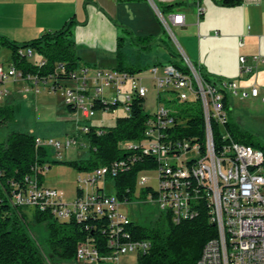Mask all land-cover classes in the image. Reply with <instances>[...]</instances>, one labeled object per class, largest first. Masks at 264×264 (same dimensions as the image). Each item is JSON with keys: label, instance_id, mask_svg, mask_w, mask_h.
Here are the masks:
<instances>
[{"label": "built area", "instance_id": "built-area-1", "mask_svg": "<svg viewBox=\"0 0 264 264\" xmlns=\"http://www.w3.org/2000/svg\"><path fill=\"white\" fill-rule=\"evenodd\" d=\"M147 1L167 30L170 31L171 24L183 23V14L174 13L166 17L160 13L154 0ZM193 2L199 17L203 11L200 0ZM18 53L29 60L34 51L19 48ZM182 58L188 72L165 64L159 74V66H153V83L158 90L157 99L161 93H172L174 99L183 105L199 103L203 121L201 137L196 132L189 135L174 132L187 126L188 115L180 107L167 108L158 104L145 120L143 139L122 143L127 151L135 152L126 159L83 171L77 177L72 199L65 200L61 190L38 183L36 176L43 175L47 168L45 165L34 167L33 175L24 177L25 188L13 193V204L49 211L58 221L73 219L82 223L85 229L91 226L88 221L97 218L106 221V226L99 229L107 233V252L99 251L95 246L97 239L87 236L76 246V261L89 264L119 261L121 255L144 253L150 248L148 240L131 237L126 226L132 220L121 211L126 202L118 199L109 184L111 182L113 187L112 178L129 169L137 158L150 155L156 161L157 188H151L155 194L148 192L143 201L155 203L173 223L193 218L200 208L205 207L210 222L216 225V235L203 245L195 264H264V152L233 140L225 128L227 113L223 98L226 93L236 95V85L226 78L218 84L207 82L184 53ZM244 60L243 56L239 57L240 62ZM32 63L41 65L44 59L39 56L38 61ZM55 71L56 75L41 78L31 73L23 75L11 62L5 71L0 63V84L11 78L23 79L36 92L40 83L49 91L61 89L63 103L73 107L74 112L79 111L80 117H75L73 132L61 138H35L38 146L53 148L56 159H62L63 152L72 147L87 144L83 137L90 131L91 124L87 121L94 115V102H105L102 95L106 88H112V104L115 105L121 104L118 96L125 93L123 109L127 112L128 102L135 96L145 98L147 92L145 86L138 84L140 72L130 74L114 68L85 65L70 73L69 78L57 77V72L64 73L62 64ZM8 94V90L0 86V104ZM239 94L241 97H259L264 102V95L259 94L256 85ZM162 98L174 100L172 96ZM211 123L219 128L216 145ZM100 131L96 129L97 133ZM144 170L147 169L136 175L135 196L148 186L147 176L140 174Z\"/></svg>", "mask_w": 264, "mask_h": 264}, {"label": "trees", "instance_id": "trees-1", "mask_svg": "<svg viewBox=\"0 0 264 264\" xmlns=\"http://www.w3.org/2000/svg\"><path fill=\"white\" fill-rule=\"evenodd\" d=\"M214 1L222 6H234L241 2V0ZM155 4L164 16L173 13L177 5H180L179 2L162 1H155ZM74 24L75 20L70 18L59 29L44 32L40 36L24 42H16L0 35V48L4 47L10 50L9 62L14 64L23 75L31 73L41 78H47L49 75H56L55 69L62 64L64 73L57 72V77L69 78L70 73L81 66L96 67L95 64L82 61L76 54L72 39ZM120 31L124 35L117 37L115 65L111 68L130 74L139 73L145 69V67L124 63L123 48L127 42H131L142 44L141 48L146 50L153 45H160L167 51V59L162 62H154L152 67L171 64L181 71L188 72L182 55L172 48L162 25L157 36L134 35L126 27H120ZM19 48H33L44 59V63L36 65L30 62L26 56L18 53ZM192 63L203 80L218 84L223 79L209 73L198 63ZM160 97L158 96V100ZM143 103L144 98L135 96L128 102L127 114L116 117L112 126L90 125V131L83 135L88 144V155L84 159L49 158L46 147L38 146L35 143L36 136L26 132L11 131L3 141H0V264H47V255L52 260L55 259L56 264H66L70 260L78 263L79 261H76L75 258L76 246L87 236L95 237L98 241L95 246L99 251L107 252L108 247L105 245L107 233H102L99 229L106 226L104 219L97 218L88 221L87 224L92 227L85 229L82 223L73 219L58 221L49 211L33 209L31 222L35 225H43L46 230V253H44L28 231L29 222L24 212V209L28 207L13 204L11 198L15 191L25 188L24 177L33 175V168L36 166L41 167L51 162H59L78 171H90L98 166L126 159L135 150L127 151L122 143L140 142L143 139L144 123L150 115L144 111ZM65 106L68 111H75L70 105ZM116 106L101 100H96L93 104L94 109L110 108L114 110ZM223 106L227 113L225 128L232 139L264 152V143L255 140L251 133L241 129L238 123L233 120L230 98L227 93L223 98ZM180 108L185 112V115H188L187 126L175 129L174 132H177L178 135H189L196 132L201 137L203 121L199 103L182 105ZM12 117V106L0 104V125ZM96 129L101 131L97 133ZM211 129L213 142L216 145L219 139V128L216 124L211 123ZM155 166L156 161L153 157L144 155L137 158L129 169L117 173L112 178V182L118 199L121 202L139 201L144 203L143 200L148 192L155 194L148 186L141 189L138 196L134 194L137 173ZM42 176L41 174L36 176L39 184L42 183ZM126 229L132 238L150 242V248L146 252L137 254L136 264H195L203 245L214 237L217 231L216 225L210 222L205 207L200 208L195 217L181 220L178 223H173L169 215L161 211L157 221L149 225L131 221Z\"/></svg>", "mask_w": 264, "mask_h": 264}, {"label": "crops", "instance_id": "crops-1", "mask_svg": "<svg viewBox=\"0 0 264 264\" xmlns=\"http://www.w3.org/2000/svg\"><path fill=\"white\" fill-rule=\"evenodd\" d=\"M162 2L180 3L167 16L183 14V23L171 26L179 29L180 45L188 58L209 73L231 80L236 95L251 85L264 95V0H241L234 6L200 0L199 17L191 6L183 8L186 0ZM190 3L196 7L193 0ZM70 18L75 20L76 54L97 67L115 62L120 27L138 36H157L161 31L156 11L147 0H0V35L16 42L57 30ZM245 97L262 102L259 97Z\"/></svg>", "mask_w": 264, "mask_h": 264}, {"label": "rangeland", "instance_id": "rangeland-1", "mask_svg": "<svg viewBox=\"0 0 264 264\" xmlns=\"http://www.w3.org/2000/svg\"><path fill=\"white\" fill-rule=\"evenodd\" d=\"M156 1V0H154ZM184 5V4H183ZM191 6L195 11L193 3L190 0H186L183 8ZM167 17V15H166ZM161 25L165 28L168 40L172 48L179 52L182 56L184 49L180 45V33L179 29L170 25V31L166 29L163 23ZM120 35H124L120 31ZM142 44H134L127 42L123 48L124 51V63L126 65H136L142 69L139 76L138 84L145 86L147 92L144 98L143 108L146 113H152L158 104H164L167 108L181 107L183 104L174 99L172 93H161L160 101L157 99V88L153 83V73L151 71L152 64L156 61H164L167 59V51L160 45H153L150 49L146 50L141 48ZM139 51H138V50ZM34 51L33 56L29 57L30 62L38 61L39 56ZM10 50L7 48H0V63L3 65V69L6 71L9 65ZM190 62L192 59L188 58ZM115 65L104 64V67L111 68ZM159 66V74L162 71V65ZM2 88L8 90V96L1 102V104L11 105L13 108V117L0 125V141H3L5 137L11 131H21L30 133L40 139L49 138H61L68 133L74 131L75 117H80L79 111L70 112L63 103L62 90L49 91L43 84L38 85V91L36 92L30 85L23 79L13 80L8 79L3 84H0ZM126 86V84H125ZM127 88V87H125ZM124 94L121 93L118 96L119 103L114 110L110 108L94 109V115L87 121L92 126H112L116 117L125 116L127 110L124 108ZM113 91L112 88H106L103 92V100L105 102L112 103ZM163 96H172L173 101H168L167 98L163 99ZM231 103V116L234 121L238 123L241 129L251 133L255 140L264 143V102L253 101L250 97H241L239 95H229ZM49 158L55 157L53 148L46 146ZM88 155V144L72 147L63 152V160L84 159ZM45 166H49L45 169L42 176V185L46 187H54L63 192V198L70 200L74 197L77 177L82 174L83 171H78L75 168L59 162H51ZM141 175H146L148 178L147 185L151 188H157L156 171L154 168H150L140 172ZM110 189L115 193L114 187ZM121 211L129 216V218L137 223L149 225L159 218L161 210L155 203L139 201L126 202L121 206ZM24 212L29 222L28 231L39 245V247L46 253L45 240L47 237L46 230L43 225H35L31 222L33 209L28 207L24 209ZM45 256V254H44ZM49 257V258H48ZM137 254L130 252L119 257V261H101L97 264H136ZM47 264H56V260H52L49 255L46 258ZM65 264V263H63ZM66 264H89L88 262H78L74 260L67 261Z\"/></svg>", "mask_w": 264, "mask_h": 264}]
</instances>
